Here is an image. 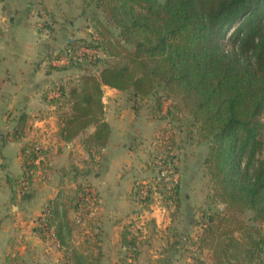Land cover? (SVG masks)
Here are the masks:
<instances>
[{"label": "rangeland", "instance_id": "1", "mask_svg": "<svg viewBox=\"0 0 264 264\" xmlns=\"http://www.w3.org/2000/svg\"><path fill=\"white\" fill-rule=\"evenodd\" d=\"M63 2L68 9L62 14L76 19L65 40L59 22L64 16L58 11L52 14L39 3L35 23L41 37L56 47L45 61L67 63L71 75L49 86V106L20 133L22 174L7 181L2 177V186L17 192L15 204L23 205L24 195L33 193L49 194L51 199L40 205L39 215L27 209L21 219L34 221L35 230L21 226L9 255L0 256V264H69L75 250L91 264H264V223L250 210L227 211L204 162L209 143L200 124L162 88L158 95L141 98L132 91L104 86V117L116 122L109 143L88 149L86 139L94 128L86 130L76 137L80 147L69 155L73 157L68 161L70 174L59 181L50 173L49 153L55 152L57 143L67 141L61 130L72 104L62 95L61 86L69 88L80 83L83 74H97L103 64L98 60L109 58L92 16L96 14L109 28L106 35L119 32L95 0ZM8 26L7 19L0 22V44L6 41ZM70 35L79 42L66 49ZM85 52L89 57L83 56ZM55 201L59 211H68V222L61 215L56 219L67 222L65 243L47 222ZM211 216L212 229L208 227ZM32 231L45 244L40 243L32 256L20 255L18 246L26 244ZM232 233L237 241L229 244Z\"/></svg>", "mask_w": 264, "mask_h": 264}, {"label": "trees", "instance_id": "2", "mask_svg": "<svg viewBox=\"0 0 264 264\" xmlns=\"http://www.w3.org/2000/svg\"><path fill=\"white\" fill-rule=\"evenodd\" d=\"M95 1L119 32L106 35L109 28L92 16L109 58L98 60L97 74L61 86L72 103L62 137L72 141L94 128L87 148H104L112 132L104 117V86L141 98L162 88L200 124L209 143L204 162L227 211L250 210L264 223V0ZM77 41L71 36L66 49ZM49 213L48 225L65 243L67 209L59 211L55 201ZM60 215L66 224L56 220ZM214 221L211 216L209 228ZM69 264L91 263L75 250Z\"/></svg>", "mask_w": 264, "mask_h": 264}, {"label": "crops", "instance_id": "3", "mask_svg": "<svg viewBox=\"0 0 264 264\" xmlns=\"http://www.w3.org/2000/svg\"><path fill=\"white\" fill-rule=\"evenodd\" d=\"M63 1L0 0V22L7 19L9 23L7 28L9 32L4 33L7 36L6 41L0 44V256L9 255L15 243L14 235L19 233L21 226L35 230L34 221L21 219L27 209L33 208L35 214L39 215L40 205L45 203L44 200L51 199L49 194L44 197L41 193H33L24 195L23 205L15 204L17 192L13 187L8 190L7 187L2 186L4 183L2 177L7 181L9 178H19L22 174L23 138L20 135L27 128L30 120L41 114L43 108L49 106L46 94L49 86L61 76L71 75L69 72L71 67L67 63L45 61L56 47L46 38L41 37L35 23V12L39 3L52 14L59 12L64 16V20L59 22L65 40L68 30L76 19L70 20L67 15L62 14L63 10L68 9V3L66 2L64 8ZM51 110V115L54 117V107H51ZM43 118L47 121V117L41 115V120ZM107 121L111 127L116 124L111 118ZM28 129H31L30 125ZM79 142L80 138L69 142L62 140L55 145L56 150L53 149L55 152L49 153L50 173L55 179L62 181L70 174L68 161L73 157L69 155L80 147ZM16 207L18 211H15ZM40 243L45 244L39 235L32 231L26 244L21 243L18 246L20 251L18 253L32 256Z\"/></svg>", "mask_w": 264, "mask_h": 264}]
</instances>
